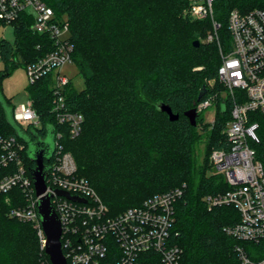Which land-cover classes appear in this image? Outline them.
<instances>
[{
  "label": "trees",
  "instance_id": "obj_1",
  "mask_svg": "<svg viewBox=\"0 0 264 264\" xmlns=\"http://www.w3.org/2000/svg\"><path fill=\"white\" fill-rule=\"evenodd\" d=\"M42 1L58 17H67L75 46L73 64L85 80L81 91L72 81L65 89L69 108L85 117L81 135L63 139L65 149L76 160L78 176L89 181L111 215L186 185L176 206L172 235L183 249L181 264H239L238 242L225 233L226 227L238 223L239 213L232 206L210 210L205 200L227 192L229 186L222 176L210 174L207 157L204 164L195 166L192 153L203 137L205 155L225 147L231 104L219 107L213 126L203 124L201 116L193 126L186 116L197 106L203 86L207 88L203 99L224 91L218 78L220 49L216 42H204L212 29L211 20L188 17L189 0ZM254 9L264 10V0H215L214 17L221 24L224 52L232 49L231 12ZM32 22L23 15L10 25L14 41L0 39V58L5 63L0 90L3 78L16 67L26 68L54 46L49 36L31 31ZM6 26L0 21V27ZM196 40L201 42L199 47L194 46ZM52 84L50 74L28 88L42 122L40 130L13 125L0 101V136L14 137L25 145L22 155L30 170L35 164L17 130L32 142L36 137L46 138L48 127L58 128L51 112ZM5 101L14 112L15 106ZM159 102L169 105L179 119L171 121L158 111ZM254 116L260 125L257 159L264 166V114ZM169 157L179 164L168 166ZM12 169L13 165L0 169V181ZM26 203L18 187L0 193V264H52L41 249L34 225L11 216L13 209Z\"/></svg>",
  "mask_w": 264,
  "mask_h": 264
},
{
  "label": "built area",
  "instance_id": "obj_2",
  "mask_svg": "<svg viewBox=\"0 0 264 264\" xmlns=\"http://www.w3.org/2000/svg\"><path fill=\"white\" fill-rule=\"evenodd\" d=\"M214 2L189 0L185 11L192 19L211 20L212 29L204 42H216L222 59L218 78L224 91L198 102L195 107L198 119L213 109L212 120L206 122L202 117L203 124L213 126L219 107L231 104V119L224 131L226 145L210 155L214 171L224 178L229 190L205 200L210 210L232 206L239 213L238 223L225 228V233L238 242L235 252L239 264H264V166L257 159L260 125L254 116L264 114V10L231 12L228 28L232 49L224 52ZM23 15L33 19L34 34L49 36L54 45L44 57L28 64L26 71L30 85L53 76L51 112L58 128L54 130V154L46 161L47 193L53 195L52 203L61 222L67 264H181L183 249L174 243L172 235L176 206L186 185L155 194L139 206L111 215L89 181L78 176L76 160L63 143L65 135L72 139L79 137L85 121L81 112L69 108L65 89L71 80L61 74L66 64H73L75 46L70 23L67 17H58L42 0H0L1 22L10 26ZM13 117L23 129L43 127L31 99L15 107ZM0 149V169L13 165L12 171L0 181V193L8 194L16 187L22 190L27 203L13 209L11 216L34 225L45 251L46 235L38 217L39 197L22 155L25 145L14 137L0 136ZM58 191L85 202L72 201Z\"/></svg>",
  "mask_w": 264,
  "mask_h": 264
},
{
  "label": "water",
  "instance_id": "obj_3",
  "mask_svg": "<svg viewBox=\"0 0 264 264\" xmlns=\"http://www.w3.org/2000/svg\"><path fill=\"white\" fill-rule=\"evenodd\" d=\"M200 45L201 42L199 40H196L194 42L195 47H199ZM206 93L207 88L206 86H203L198 97V102L203 99ZM156 106L158 111H160L161 113H166L171 121H177L179 119V115L175 114L172 108L164 102H159L156 104ZM4 108L8 114L9 121L17 127L18 125L12 115L13 108L11 107L9 111L6 109V106ZM186 116L189 118L193 126H197L198 113L196 108L189 110L186 113ZM17 132L19 136L24 137L25 142L28 144V157L30 161L35 164V167L31 169L30 173L34 182L36 194L39 197L37 203L38 217L46 235L45 252L50 257V261L52 264H67V260L63 254L62 249L61 222L52 203L53 195L47 193V178L49 175V166L46 165V161H50L54 154L55 131L53 127H48V135L45 139L36 137V140L32 142H30V138L23 134L19 130V128ZM57 193L59 195L67 197L72 201L85 202L84 199L77 196H72L64 191H58Z\"/></svg>",
  "mask_w": 264,
  "mask_h": 264
},
{
  "label": "rangeland",
  "instance_id": "obj_4",
  "mask_svg": "<svg viewBox=\"0 0 264 264\" xmlns=\"http://www.w3.org/2000/svg\"><path fill=\"white\" fill-rule=\"evenodd\" d=\"M0 39H6L10 42L14 41V31L12 26L0 27ZM5 63L0 58V73L4 71ZM201 69V68H200ZM61 74L70 79L74 85V87L81 91L85 88V80L83 76L79 73V70L75 64H66L61 71ZM30 82L27 76V71L24 66L16 67L10 75L3 78L1 83L0 90V100L2 105L9 111L11 106H9L5 99L10 101V103L15 107H20L22 104L28 102L29 98V88ZM201 117H204L206 122L212 120L215 115L213 114V109H209L208 111L202 113ZM205 138H201L198 143L192 148L193 160L195 166H201L204 164V160L207 157V164L210 167V174H217L211 164V157L209 154L205 155V143L201 144ZM167 165L176 166L179 164L176 158H168ZM220 176V175H219Z\"/></svg>",
  "mask_w": 264,
  "mask_h": 264
}]
</instances>
